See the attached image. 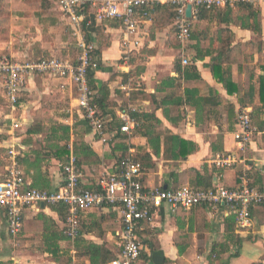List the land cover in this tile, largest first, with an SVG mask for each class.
<instances>
[{"label": "crops", "instance_id": "crops-1", "mask_svg": "<svg viewBox=\"0 0 264 264\" xmlns=\"http://www.w3.org/2000/svg\"><path fill=\"white\" fill-rule=\"evenodd\" d=\"M58 14L61 16V23H65L71 31L60 10ZM115 23L116 22L108 21L104 23L96 22V24L100 26V32L98 34L95 33L91 35V43L94 45L95 49L100 48V54L95 59L98 63L95 69V82L97 85L99 87L102 84H107L109 86L111 90L110 99L113 104L116 103L120 105L126 99L129 103L127 108H138L140 110L142 108L145 113V120H149L151 114L155 113L156 117L162 123L161 130H163V132L171 131L173 134L180 136L182 139L195 143L198 147V150L186 159L177 163L170 162L164 158L163 144L161 156L157 158L154 156L148 140L143 137L142 134L133 132V137L131 138L132 144L137 147L145 148L152 155L153 161L156 165V168L150 171L147 175L145 185L148 187H166L169 185L170 188H178L181 185L192 186L194 185L192 183L193 176L191 174L193 170L198 171L202 175L207 173L212 176L213 185H221L230 189L237 187L239 176L245 171L252 172L253 177H255V174L259 173L260 176L264 178V132L256 133L246 149L242 150L234 137L236 127L233 132L228 130V123L224 110H221V123L218 124L212 121L208 123L206 127L200 128L196 126L194 112L190 109L186 110L184 115L185 118L178 125H173L164 117L161 110L156 109V105L151 98V95L155 94L156 85L166 77L175 76L174 62L178 56L183 55L184 58L188 55H190V58L193 56V54L186 49V46L182 48H174L172 46L173 44L171 43L174 39L172 37L173 24L164 22V25L160 27L161 29L156 31V37H153L150 40L148 39V32L152 30L153 23L151 21H145L141 25L140 33L142 47L137 49L132 48V52L139 53L144 49H154L156 54L148 57V63L145 65L146 70L142 75L143 90L146 93V96L136 103L130 104L132 93L136 90L131 84L123 83V78L118 76V74L129 73L134 69V67L130 65L129 61H125V50L122 47L124 33L121 25L116 26L114 25ZM37 24L34 23L33 26ZM57 24H59V22ZM57 24L55 26H57ZM196 27L205 29L207 27V23H197ZM231 30L236 35L235 44H245L248 42H255L256 40L264 42V28L263 34L260 37L235 26L231 27ZM37 31V35H39L40 32L38 29ZM71 38L74 42L73 57L68 56L62 58H77L78 53L75 49L76 40L73 37ZM37 41L36 43L34 42L35 44L30 43L28 47H24V49H21L16 54L10 55L18 60L29 59V57L33 54L31 53V51L33 52L31 49L35 46L39 47L44 54L56 57L55 55L58 54V45H62L58 44L57 46H53V44L42 42L39 39ZM21 46L23 47V44ZM164 50L165 52H168L167 54L169 57H167L166 53H163ZM254 58L255 61L253 64L249 66L244 64L243 73L241 74L242 76H248V67L250 69H254L256 74L264 75L262 69L257 66L259 61L258 54H255ZM209 60L210 59H206L205 61H196V66L203 81L211 87L217 89L225 97V99L233 102L238 110L249 109L252 113V108H241L237 103L236 97L229 96L223 89L222 85L213 79L210 69L205 67V65L209 63ZM157 65H159L162 69L158 68ZM233 74L235 80L239 81V76L241 75L238 72L237 66L233 67ZM47 77L34 76L28 80L21 96L20 106L16 112L13 113L6 104V109L3 108V106L0 107V148L8 150L11 147H15L22 155L29 153L33 149H40L44 142L43 135H33L32 144H24V141L28 139V131L34 122V119L38 116L47 117L44 116L46 112H48L46 115H51L49 116L50 119L70 126H83L86 128V131L83 133L82 140L101 157L100 165H88L82 167L81 169L83 175V186H92L99 182L101 173L104 171H116V168H114L116 160L112 153V145L110 142L103 143L97 136L94 135L91 129L87 127L81 110L77 107L78 95L75 87L71 86L68 81L60 80L58 78H54L56 80H53V77ZM158 77L160 80H158ZM241 83L244 88H247L249 85V78L248 83ZM44 85H46V88L45 91H42V95L53 94L54 96L51 97V101L57 102L59 99L56 100V96L58 95L62 98V100L68 99L67 104L69 105V109L66 110V113L62 112L63 114H59L61 113L60 111H52L53 107L57 109L62 107L64 104H48L50 105V108L44 109L42 105L38 106L40 102L33 103L30 101L31 96L34 93H41L40 88H43ZM203 90L205 91L204 88ZM0 96L1 98L2 96L4 98L1 88ZM119 114L120 112H118V115ZM13 121H17L20 124V128L18 130H11V124ZM76 138L77 137L74 136L72 137L71 144L76 140ZM216 144L220 145V150L218 151L214 150V146ZM130 152L134 154L135 149H130ZM219 157H229L235 161V164L232 166L220 167L216 165V161ZM48 174L52 184L51 191L58 190L63 186V172L60 168V162L52 159L49 163ZM26 180L31 186L32 179L27 178ZM256 189L264 193V183L261 188L258 187ZM41 212L55 220L60 229H63L64 222H62L59 216L49 207H41L39 210L27 209L25 211L26 230L23 238H25L27 244L31 243L30 240H37V244L34 242L36 244V248H34L37 252H39V254L30 255L29 258L23 257V259L19 262H16L18 264L24 263L27 259V264H60L55 262L51 256L43 252V245L39 240L41 227L34 222L35 216ZM111 212H115L116 217H111L102 224L101 230L105 234L103 237L99 236L97 230L93 233H85L83 237L99 245L104 243L107 244V246L112 251H115L117 255V248L119 247L121 233L119 213L111 209L94 210L88 212L85 215L84 220H87L86 217L88 214L93 213L96 215H102L109 214ZM252 217L254 226L247 233L240 234L243 238V243L239 248L232 242L227 241L228 221H230V218L234 220L236 219L234 212L229 207L223 205L217 208L200 206L191 210H180L176 213H172L168 208H163L154 215L151 222L143 224L140 239L143 244V250L147 253V259L142 258L137 264H211V252L215 246L221 244H226L230 251L222 254L220 259L213 264H259L263 261L264 251L256 257L252 258L250 256V258L248 257L243 260L242 249L245 243L257 242L259 239L263 240L264 244V205L256 207L253 211ZM0 224V241H3V238H5L8 234V225L5 216H3L1 212ZM61 247L63 249L69 247L72 248L71 243L67 242H62ZM237 252L239 256L235 257ZM72 254L75 255L74 250L72 251ZM233 255L234 257H232ZM33 258L34 261H30L33 260ZM38 259L40 260L38 261ZM43 260H45V263H42ZM74 262H77V259L74 258ZM84 264H87V261H84Z\"/></svg>", "mask_w": 264, "mask_h": 264}, {"label": "trees", "instance_id": "trees-1", "mask_svg": "<svg viewBox=\"0 0 264 264\" xmlns=\"http://www.w3.org/2000/svg\"><path fill=\"white\" fill-rule=\"evenodd\" d=\"M0 0V16L2 15L3 2ZM24 1V0H23ZM27 2L40 3V10L36 12L39 22L42 25L49 23V26H55L58 20L53 15L56 10L52 7L49 0H25ZM57 0H55V5ZM196 16L192 20L190 44L186 49L190 51L192 61L188 65H183L181 57L179 56L174 65L175 76L166 77L156 85L155 94L151 98L156 105L157 110L163 112L164 117L169 120L173 125H178L184 118L187 109L194 112L195 123L197 127L204 128L208 123L214 121L221 123L222 112L226 113L228 123V130L233 132L237 127L239 116L242 109H237L233 102L228 101L225 97L215 88L206 84L196 66V61H205L210 59L205 67L209 68L213 79L222 85L223 89L229 96L236 97L237 103L241 108H252L250 114L251 124L257 129L258 132H264V75L256 74L254 69L247 68L249 85L244 88L241 81H236L233 74V67L237 66L238 72L243 73L244 64L249 66L254 63V55L258 54L259 61L257 66L264 72V42L256 40L255 42H248L245 44H235V33L231 27H238L242 30L249 31L254 35L260 37L263 34L264 22L262 15V7L252 2H239L234 7L226 6L221 7H196ZM148 16L146 21L153 23L152 30L156 31L161 29L164 25L163 22L174 24L176 13L171 7L157 6L147 11ZM90 24H84L83 32L87 41L91 43V35L100 32V26L96 24L94 16H89ZM160 21V22H159ZM108 22H116L114 25L119 26V21L111 20ZM3 21L0 20V29L3 27ZM198 23H207L205 29L196 27ZM159 24L160 27L158 26ZM159 27V28H158ZM158 28V29H157ZM155 31V33H156ZM46 33V29H44ZM71 33V31H70ZM172 37L174 38L172 46L174 48H182V44L177 39V31L175 28L172 30ZM100 48L95 49L93 53L94 62L96 65L97 56L100 54ZM36 56L29 57V59L38 60L42 57H50L38 47L35 48ZM0 54H7L2 53ZM42 54V55H41ZM141 54L154 56L156 51L144 49L141 52H132L129 57V63L134 69L129 73H119L118 76L123 78V83L134 75L143 74L146 66L136 64L141 58ZM190 57V55H188ZM89 84L95 90L96 97L94 104L100 110L102 116L105 118L107 133L114 134L110 143L112 145V153L115 157L116 164L114 168L116 171L111 173H118L120 163L127 159L132 158L140 167L142 177L141 181L146 184L147 175L150 171L156 168L152 155L143 147H137L131 142L133 136H129L121 132L124 125L118 117V112L124 111L128 106V100H124L120 105L111 102V90L107 84H102L100 87L95 82V70L89 71ZM133 86V85H132ZM139 88V89H138ZM205 89V91L203 90ZM134 91L132 93L130 104L143 99L146 93L143 86L134 84ZM0 99L5 104L2 96ZM21 101V99H20ZM132 119L135 121V128L132 133H140L145 137L151 147V150L157 158L161 156L162 144L164 145V158L170 162H179L186 159L198 150L195 143L182 139L180 136L173 134L171 131L163 132L161 130L162 123L152 113L149 120H145V113L140 109H136L131 113ZM86 125L87 122L85 121ZM88 127V125H87ZM89 128V127H88ZM85 127L78 125L70 126L53 119L41 118L40 116L34 119L31 128L28 131V139L24 144H32L33 135H43L44 142L40 149H33L29 153L20 157V163L23 169L25 178L32 179L31 188L39 191H51L52 184L48 174L49 163L52 159L60 162L62 171L63 165L69 161L73 155L76 159L77 165L82 169L88 165H100L101 157L94 151L88 144L82 140ZM77 137L71 144L72 137ZM131 143V144H130ZM72 145V149H71ZM219 144L214 146V150H220ZM130 149H135L132 154ZM7 149L0 148V183L6 179V156ZM193 176L192 187L199 190H211L214 188L213 177L205 173L200 174L198 171L191 172ZM240 174V172H239ZM249 181L253 188L262 187L264 178L259 173L253 177L252 172H248ZM258 186V187H257ZM83 188L91 191H99L101 188L98 183L92 186ZM165 189V186H159ZM166 189H171L169 185ZM252 207L251 214L258 206ZM54 213H56L60 220L64 222L67 219V207L59 204L55 206H47ZM200 207V206H199ZM201 207H210L202 205ZM180 211V210H179ZM0 212L5 216V211L0 208ZM87 213L82 215L80 220L81 236L74 241L70 240L64 235V229H60L57 222L44 213H39L34 218V222L41 227L39 233V240L43 245V252L51 256L55 262L60 264H110L117 258L116 252L112 251L107 244H96L83 237L85 233H93L98 231L100 237L105 234L101 230V226L109 218H115L116 213L109 214H88L87 220L84 217ZM236 225V226H235ZM26 230V219L23 220V228L17 237H24ZM236 219L230 218L227 228V241L232 242L239 248L242 246L243 238L238 233ZM62 242L71 243L72 248L61 247ZM143 245V244H142ZM74 250L75 255L72 254ZM118 253L121 249L117 248ZM230 251L226 244L217 245L211 252L212 263L220 259L221 255ZM181 253V251H180ZM238 252L235 257H238ZM234 257V255L232 256ZM74 258L77 262H74ZM147 259V253L142 248L140 259ZM139 259V260H140ZM0 264H16L13 260L0 261ZM259 264H264L263 261Z\"/></svg>", "mask_w": 264, "mask_h": 264}, {"label": "built area", "instance_id": "built-area-1", "mask_svg": "<svg viewBox=\"0 0 264 264\" xmlns=\"http://www.w3.org/2000/svg\"><path fill=\"white\" fill-rule=\"evenodd\" d=\"M239 2L251 0H57V6L67 21L71 35L76 40V59L62 57H42L38 60H18L7 54H0V88L3 91L7 107L14 113L20 106V99L28 80L34 76H48L68 81L78 95L77 107L81 110L88 127L103 143H108L114 134L107 133L106 121L94 104L95 90L89 84V71L96 69L93 53L95 47L87 41L83 32L84 24H90L89 16L96 22L115 20L121 23L124 33L123 49L125 61H129L132 48L142 47L141 25L146 21L147 11L157 6L171 7L175 10L174 28L177 39L183 45L190 43L192 20L196 16V7L206 6L234 7ZM192 6V18L187 16V8ZM191 59H183V65ZM136 109L127 108L118 117L123 122L121 132L132 136L136 124L131 113ZM250 110L242 109L234 137L242 150L250 144L258 133L252 126ZM20 124L13 121L11 130H18ZM21 153L17 148L8 149L6 156V179L0 183V208L5 211L8 234L17 237L23 228L25 211L45 206L62 204L67 207V219L64 221V235L74 241L81 236L80 220L82 215L94 210L111 209L120 215L121 251L110 264H137L142 243L140 233L143 224L151 222L154 215L163 208L172 213L179 210H191L207 205L213 208L227 206L236 216L240 234L253 228L251 214L253 206L264 203V193L253 188L248 172L239 176L236 188L230 189L215 185L211 190H199L191 185L162 189L148 187L142 181L139 165L132 159L123 160L118 173L108 170L101 173L99 191L82 187V172L72 155L62 167L63 186L55 191H39L30 187L20 163ZM235 161L229 157H219L216 165L232 166Z\"/></svg>", "mask_w": 264, "mask_h": 264}, {"label": "rangeland", "instance_id": "rangeland-1", "mask_svg": "<svg viewBox=\"0 0 264 264\" xmlns=\"http://www.w3.org/2000/svg\"><path fill=\"white\" fill-rule=\"evenodd\" d=\"M49 1L51 3L52 7L56 9L52 13L59 22V24H57V26H49V23L46 25L40 24L39 18L36 16V14H37L36 12H38V10H40L39 9L40 3L36 4V3H33L32 1L27 2L25 0L24 1L23 0H4L3 1L4 2L3 3V10H2L3 12H2V15L0 16V20H2L4 23H3L2 29H0V52H2V53L4 52V53H8V54H16L21 49H24V47L25 48L28 47V45L30 43H34V42L36 43V41L39 39L42 42L51 43V44H53V46L54 45L57 46L58 44H62V45H58V49H57L58 54L55 55L56 57H68V56L73 57L74 42H73V39L71 38L72 35L70 33V30L65 25V23L62 24L60 21L61 16H59L60 14H58L59 10L57 8V5H55V0H49ZM251 2L256 4V5H260L262 7V15H263V22H264V14H263L264 0H251ZM37 22H38V24H37ZM34 23H36L37 25L33 26ZM160 25L161 24H159L158 26L160 27ZM173 28H174V26H173ZM37 29L40 32L39 35H37L38 34ZM44 29H46V33H44ZM155 31L156 30L153 29V30H150L148 32L149 33V37H148L149 40L152 39L153 37L154 38L156 37ZM37 42H39V41H37ZM22 44H23V47L21 46ZM35 48H38V47L33 46L31 49V50H33V52L31 51V53H33L31 57L36 56L37 52L35 51ZM163 53L167 54L168 52H165V50H164ZM48 56H50V55H48ZM148 57H149V55L141 54V58H143V59L138 60V62L136 64L143 65V66H144V64L146 65V63H148ZM167 57H169L168 54H167ZM180 57H181L180 59L182 60V63H183L184 56L180 55ZM186 59H191V61H192V57L190 58V57L186 56ZM157 67L162 69L159 65H157ZM142 75L143 74L134 75L132 78L127 80V83L131 84L133 86L135 84L138 87L140 85L143 86ZM239 77H240L239 81L244 82V83H248V76H242L241 75ZM239 77H238V79H239ZM47 78H49V77H47ZM52 79L56 80L54 78H52ZM244 79H245V81H244ZM158 80H160L159 77H158ZM153 82H154V80H153ZM45 88H46V85H44L43 88L42 87L40 88L41 93H39V94L34 93L31 96L30 101L33 103L40 102L38 106L42 105L44 109L50 108L49 107L50 105H48V104H53V105L64 104L62 107L57 108V109L55 107H53L52 111L53 112L60 111L61 113H59V114H63L62 112L66 113V110L69 109V105L67 104L68 99L62 100V98L58 95V96H56V100L59 99L57 102L51 101L52 100L51 97L54 96L53 94L52 95H42V91H45ZM5 104H6V102H5ZM5 104L0 99V107L3 106V108L6 109ZM52 111H51V113H52ZM46 114H48V112H46ZM46 114L44 116H47V117H42V116H40V117L50 119L49 116H51V115H46ZM30 241H31V243L27 244L25 238L11 237L10 235L7 234V236H5V238H3V241H0V261L13 260L16 263V262H19L21 259H23V257L29 258L30 255H36V254L38 255L39 252H37L35 249L36 244H37L36 243L37 240H35V241L30 240ZM263 245H264L263 240H261V239H259L257 242L255 241V242L245 243L243 245V249H242L243 260L247 259L248 257L250 258V256L252 258L256 257L257 255L262 253L264 251ZM32 246H33V248H32ZM39 260L40 259H38V261ZM27 261H28V259L25 260L24 263H22V264H27ZM30 261H34V258H33V260H30ZM42 263H45V260H43ZM16 264H18V263H16ZM28 264H30V263H28Z\"/></svg>", "mask_w": 264, "mask_h": 264}, {"label": "water", "instance_id": "water-1", "mask_svg": "<svg viewBox=\"0 0 264 264\" xmlns=\"http://www.w3.org/2000/svg\"><path fill=\"white\" fill-rule=\"evenodd\" d=\"M187 16H188V18H192V6H189L188 8H187ZM165 189H166V187H165ZM46 206L43 204L42 205V208H45Z\"/></svg>", "mask_w": 264, "mask_h": 264}]
</instances>
